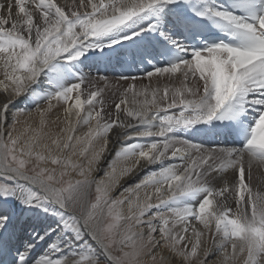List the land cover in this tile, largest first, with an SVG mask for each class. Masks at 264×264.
<instances>
[{
    "label": "bare ground",
    "instance_id": "obj_1",
    "mask_svg": "<svg viewBox=\"0 0 264 264\" xmlns=\"http://www.w3.org/2000/svg\"><path fill=\"white\" fill-rule=\"evenodd\" d=\"M104 3L0 0V264H264V234L249 227L264 216V153L156 141L187 126L199 136L230 96L264 90L263 64L237 71L213 52L125 81L86 77L64 55L83 39V59L106 68L178 35L159 0ZM50 33L57 51L43 43ZM91 86L108 91L99 107Z\"/></svg>",
    "mask_w": 264,
    "mask_h": 264
},
{
    "label": "rangeland",
    "instance_id": "obj_2",
    "mask_svg": "<svg viewBox=\"0 0 264 264\" xmlns=\"http://www.w3.org/2000/svg\"><path fill=\"white\" fill-rule=\"evenodd\" d=\"M97 3H98V7H104V0H97ZM64 20H66L65 18H63V17H60V21H61V27L62 28H64L65 26V28H68V26L70 25V20L66 23ZM64 21V22H63ZM67 21V20H66ZM66 24V25H65ZM64 26V27H63ZM61 29V28H60ZM50 34H52V35H50ZM45 39H44V41H43V43H44V45H45V47H47V48H53L55 51H57L56 49H58L59 47H61V45H59L58 44V40L55 38L56 36L53 34V33H50ZM14 37H15V45H16V47L17 48H19L21 51H23V50H25V52L26 51H28V52H31L33 55H36L37 53H35V49L33 48L34 47V45L32 44V41L31 40H29L28 39V37L27 36H25V35H23V34H16V35H14ZM48 38V39H47ZM52 38V39H51ZM51 43V44H49V42ZM47 41V42H46ZM85 40L83 39V40H81L80 42H78L77 44H75V45H73L72 46V48H70V49H68L65 53H64V55L65 56H68V58L70 57V58H75V66H76V68H75V70H76V72H79V74H81V73H83L86 77H89V78H93V77H96V76H100V77H102L103 79L104 78H117V79H119V80H127L126 78H129V77H127V76H125L124 77V75H116L115 73H112V72H104V73H102L101 72V70L99 69V67H98V64H95V62H94V58L93 57H88V59L86 58V60H82V57L81 56H79V55H81L80 54V52H82V50H83V47H85L84 46V44H82L83 42H84ZM93 41H89V43H92ZM131 42V41H130ZM136 42H137V40H136ZM82 44V45H81ZM49 46V47H48ZM51 46V47H50ZM77 46V48H75ZM55 47V48H54ZM122 47V46H121ZM121 47H117V48H112L111 50H107V49H105V52L106 53H108V54H112V55H115L114 53H113V50H115V49H117V51L119 50V49H123V48H121ZM59 50V49H58ZM45 52H48V51H45ZM68 53V54H67ZM37 56V55H36ZM110 68H112V64H111V66L108 68V69H110ZM112 70V69H111ZM110 71V70H109ZM92 88L89 90V89H84V95L86 96V97H88L87 96V94H91V97H93V101L95 102V105L97 104V107H99L98 105L100 104V102H101V100H103L104 99V96H103V94H108V91L107 90H105L104 88H102V87H94V86H91ZM100 94L103 96V98L102 97H100ZM149 122H151V123H156L157 125H158V121H157V119H155L154 117H153V119H151V121H149ZM187 129H188V126H187ZM152 132H150V134H151ZM168 133V135H165L166 134V132L164 133V137H161V138H159V139H157L156 141H158V142H164L167 138H176L178 141H181V142H184V140H185V142H186V140L188 139V136L185 138V139H183L182 137H181V135H179V134H183V133H169V132H167ZM176 135V136H174V135ZM152 135V134H151ZM153 136V135H152ZM153 138H155V137H153ZM194 145H199V147H203L204 149H211L210 151H215L217 148H210L209 146H205V145H202L201 143H194V142H192ZM199 147H197V148H199ZM194 150L196 151L197 149H196V147L194 148ZM198 151V150H197ZM187 152V153H186ZM172 153L174 154V155H176V156H178V159L179 158H181V159H179L181 162H186L187 160H188V158H189V152H188V150H180V149H177V148H174L173 150H172ZM185 154H187L186 155V157H184V155ZM12 157H14L15 159H18L20 162H25V164H26V166L27 165H29L28 167H31V170L33 171V170H35V171H42L41 169H40V167L38 166V164L36 163V162H34V161H32L30 164L29 163H27L26 161H23V160H20L21 158H19L18 156H13V155H11ZM188 156V157H187ZM261 158L262 159H264V156H261ZM203 161H206V160H203ZM234 168L235 167H229V171L230 172H234ZM163 169H165V167H160V168H158L157 170H163ZM34 171V172H35ZM241 172H242V170H241V168H240V166L238 167V170H237V177L238 178H240V176H241ZM239 173V174H238ZM42 175H46V174H44V173H42ZM64 182L65 183H69L67 180H66V178L64 179ZM68 185V184H67ZM220 198V197H219ZM218 202V203H217ZM216 204H218V205H222V203L221 202H219V201H216L215 202ZM251 221L253 222V223H251L250 224V226L249 227H251V230H253L255 233H261V234H264V216H262V215H257V216H254L252 219H251ZM110 234H112L111 233V230H110V228H108V229H106L105 231H104V238L106 239V241H108V243H109V245H110V247H112L113 248V246L115 245V244H113V241H112V235H110ZM105 264H109V263H105Z\"/></svg>",
    "mask_w": 264,
    "mask_h": 264
}]
</instances>
